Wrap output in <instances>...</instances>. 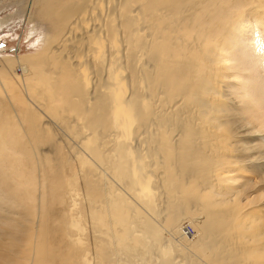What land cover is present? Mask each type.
I'll list each match as a JSON object with an SVG mask.
<instances>
[{
  "label": "bare ground",
  "instance_id": "bare-ground-1",
  "mask_svg": "<svg viewBox=\"0 0 264 264\" xmlns=\"http://www.w3.org/2000/svg\"><path fill=\"white\" fill-rule=\"evenodd\" d=\"M18 3L0 264H264V0Z\"/></svg>",
  "mask_w": 264,
  "mask_h": 264
},
{
  "label": "rangeland",
  "instance_id": "rangeland-1",
  "mask_svg": "<svg viewBox=\"0 0 264 264\" xmlns=\"http://www.w3.org/2000/svg\"><path fill=\"white\" fill-rule=\"evenodd\" d=\"M12 1V2H11ZM18 1L19 0H0V22H3L6 18H13V19H8L7 23L4 24L3 26H0V59L1 58H7V59H14L11 61H16L17 57L18 58H26V57H30L32 55H34V53L37 52V48L36 47V38H37V34L34 36V34L31 36L29 33V29L32 27V25H28L27 28L25 29L24 26V21L21 18H16L15 14H19L18 11ZM16 4V5H15ZM6 6V7H5ZM233 10L235 11V9L233 8ZM226 17L227 12L223 13ZM234 19V17L232 18ZM229 19V20H232ZM260 21H264V16H262L260 18ZM259 27L257 26L256 28L253 29L254 32L258 31ZM25 31V32H24ZM252 36V35H251ZM252 38V43L254 44V49L256 50V53L252 54L251 52H249V56H251V58L254 59L255 62H258L260 65V68L262 69V72L264 74V31L257 33V35H253ZM259 44H257V43ZM261 46V47H260ZM263 49V50H262ZM260 50V51H259ZM262 52V53H260ZM261 58V59H260ZM262 65H261V63ZM5 64L4 63H0V79H2L4 81V78L1 76L2 73H4L5 71H7L8 69L6 67H4ZM260 70V69H258ZM261 70L258 71V75H262ZM17 74L16 69L9 67V75L8 78H13V74ZM264 76L259 77L263 79ZM16 81L18 86L21 85L20 82V78L19 75L16 76ZM2 83H0L1 85ZM3 87L0 86V89H2ZM2 164V165H1ZM5 162L3 160H0V200L3 198H6L2 203H0V209H2L3 213H6L7 209L5 207V203L10 200L9 198H13L9 192H6L4 194V190L7 187L6 183L8 184V182L11 183V174L9 173L10 176H8L7 171L5 170ZM3 170V171H2ZM259 171V170H258ZM257 171V172H258ZM4 175V177H3ZM6 176V177H5ZM7 179V180H6ZM9 179V180H8ZM11 179V180H10ZM8 181V182H7ZM13 183V182H12ZM13 185V184H10ZM88 194V193H86ZM20 208L19 205H17V202H13V204L9 205V209L10 212L12 211L13 214L18 212V209ZM92 214V213H91ZM93 214L96 216L97 213H95V211L93 212ZM86 220V217H85ZM88 220V218H87ZM85 222V221H84ZM84 225H86L84 223ZM189 225V223L187 221H184L183 227ZM85 227H88L87 225ZM188 229H190V227H186ZM192 230L190 229V232ZM191 236V234H190ZM190 236L188 235L187 237L190 238ZM106 244V243H105ZM101 254V252H100ZM99 254V255H100ZM98 255V256H99ZM101 258L103 260H107V257H105L103 254L101 255Z\"/></svg>",
  "mask_w": 264,
  "mask_h": 264
}]
</instances>
